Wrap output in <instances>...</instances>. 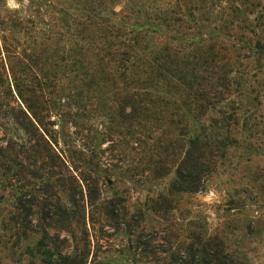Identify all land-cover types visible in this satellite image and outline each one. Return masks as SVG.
I'll list each match as a JSON object with an SVG mask.
<instances>
[{"label":"trees","instance_id":"1","mask_svg":"<svg viewBox=\"0 0 264 264\" xmlns=\"http://www.w3.org/2000/svg\"><path fill=\"white\" fill-rule=\"evenodd\" d=\"M76 1L78 40L74 52L58 59L63 71L10 67L12 85L7 73L0 74V182L9 173L28 174L41 186L21 189L15 213L3 223L15 245L37 236L26 247V264H88V251L64 252L68 239L62 233L71 235L73 227L85 224L86 206L99 200L96 148L111 138L102 137L89 158H79L83 169L76 179L54 150L52 116L60 123L107 116V134L124 137L118 159L131 157L140 178L158 180L173 171L168 195L195 194L231 144L227 123L234 113L219 112L208 127L204 119L231 90L236 61L256 52L251 0ZM2 50L14 59L5 44ZM111 212L106 208L107 218ZM141 237V252L158 264H243L218 235L191 231L186 243L169 233L157 248Z\"/></svg>","mask_w":264,"mask_h":264},{"label":"rangeland","instance_id":"2","mask_svg":"<svg viewBox=\"0 0 264 264\" xmlns=\"http://www.w3.org/2000/svg\"><path fill=\"white\" fill-rule=\"evenodd\" d=\"M249 3L253 4L250 19L256 17L252 24L256 52H247V59L236 61L231 90H226V98L204 119L208 127L210 119L221 117L219 112L234 113L227 123L231 144L223 149V158L200 192L168 195L173 171L158 180L147 174L140 178L131 157L118 159L124 137L107 134V116L71 117L63 123L51 117L56 123L52 127L57 142L54 150L76 179L83 169L79 158H89L102 137H111L96 148L100 198L93 208L86 206V226L73 227L71 235L62 233L68 239L65 253L84 249L89 253L88 264H158L141 252L140 236V241L147 239L157 248L169 233L178 236L176 242H186L187 233L194 231L218 235L227 251L243 264H264V0ZM79 7L76 0H0V74L7 73V82L12 85L10 67L13 71L64 70L58 59L74 52L78 32L73 20ZM4 44L14 59H6ZM35 57L41 60L33 62ZM220 133L226 134L225 130ZM12 175L0 182V264H26V247L37 236L15 245V237L4 231L3 223L15 213L21 189L34 192L41 186L28 174ZM80 191L85 203L82 184ZM106 208L112 218L106 217Z\"/></svg>","mask_w":264,"mask_h":264}]
</instances>
